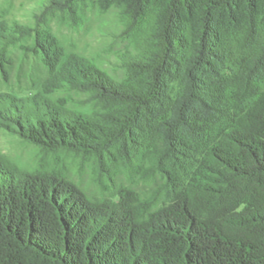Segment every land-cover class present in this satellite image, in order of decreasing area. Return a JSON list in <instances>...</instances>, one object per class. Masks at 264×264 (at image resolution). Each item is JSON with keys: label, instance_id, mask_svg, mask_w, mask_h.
<instances>
[{"label": "trees", "instance_id": "1", "mask_svg": "<svg viewBox=\"0 0 264 264\" xmlns=\"http://www.w3.org/2000/svg\"><path fill=\"white\" fill-rule=\"evenodd\" d=\"M78 1L0 23L2 47L32 35L48 69L34 92L0 91V128L146 187L89 197L0 152V264H264V0H122L121 80L49 30L54 11L79 23Z\"/></svg>", "mask_w": 264, "mask_h": 264}, {"label": "rangeland", "instance_id": "2", "mask_svg": "<svg viewBox=\"0 0 264 264\" xmlns=\"http://www.w3.org/2000/svg\"><path fill=\"white\" fill-rule=\"evenodd\" d=\"M43 0H0V23L34 25L35 15L41 9ZM122 0H80L78 4L79 23H73L64 12L54 11L48 15L47 26L59 40L65 53H76L86 57L115 79L126 77L118 54L132 49L135 36L124 34L125 22L120 7ZM33 36L16 39L13 43L0 45V91L15 95H27L39 89L40 83L48 77V69L41 55L32 48ZM68 96V104L77 110L89 111L90 103L78 102L84 99L81 93L68 88L53 93ZM75 102V104H73ZM0 152L23 168L56 167L72 179L89 197L109 196L120 184L137 190L146 187L135 182L116 163L112 178L99 176L97 167L89 158L72 153L44 152L33 143L10 135L0 128Z\"/></svg>", "mask_w": 264, "mask_h": 264}]
</instances>
